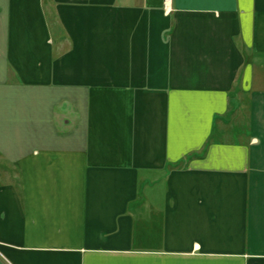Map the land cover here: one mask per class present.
I'll return each mask as SVG.
<instances>
[{"label":"crops","instance_id":"1","mask_svg":"<svg viewBox=\"0 0 264 264\" xmlns=\"http://www.w3.org/2000/svg\"><path fill=\"white\" fill-rule=\"evenodd\" d=\"M0 0V264H264V0Z\"/></svg>","mask_w":264,"mask_h":264},{"label":"built area","instance_id":"2","mask_svg":"<svg viewBox=\"0 0 264 264\" xmlns=\"http://www.w3.org/2000/svg\"><path fill=\"white\" fill-rule=\"evenodd\" d=\"M165 8H166V10L171 9L170 0H165Z\"/></svg>","mask_w":264,"mask_h":264}]
</instances>
